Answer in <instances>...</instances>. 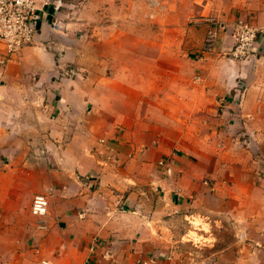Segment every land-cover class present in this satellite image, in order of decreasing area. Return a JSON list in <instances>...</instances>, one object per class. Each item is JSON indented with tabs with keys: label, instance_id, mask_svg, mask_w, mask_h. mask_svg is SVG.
Returning <instances> with one entry per match:
<instances>
[{
	"label": "crops",
	"instance_id": "1",
	"mask_svg": "<svg viewBox=\"0 0 264 264\" xmlns=\"http://www.w3.org/2000/svg\"><path fill=\"white\" fill-rule=\"evenodd\" d=\"M123 1L36 0L37 41L0 67V264H264V34L225 55L264 0L104 26L135 17ZM210 18L224 28L201 54Z\"/></svg>",
	"mask_w": 264,
	"mask_h": 264
},
{
	"label": "built area",
	"instance_id": "2",
	"mask_svg": "<svg viewBox=\"0 0 264 264\" xmlns=\"http://www.w3.org/2000/svg\"><path fill=\"white\" fill-rule=\"evenodd\" d=\"M41 10L36 0H0V42L4 54L0 58V67H4L13 57L19 55L24 48L33 45L39 35L42 24ZM212 28L205 39L201 54L210 53L224 27L215 19L207 20ZM264 34V25L259 26L249 20L239 19L233 24L234 46L225 55L236 61H247L254 56L259 37ZM104 143L105 140H101ZM49 200L42 194L34 196L31 214L39 219L40 228L45 229L42 221L48 215ZM108 256L112 255L108 253ZM42 264H50L42 262Z\"/></svg>",
	"mask_w": 264,
	"mask_h": 264
},
{
	"label": "rangeland",
	"instance_id": "3",
	"mask_svg": "<svg viewBox=\"0 0 264 264\" xmlns=\"http://www.w3.org/2000/svg\"><path fill=\"white\" fill-rule=\"evenodd\" d=\"M119 3L120 7L118 9V13L121 11L125 13L124 11L129 10L135 13V17L127 18L124 14L125 17H117L115 20H113L111 18L112 16H110L104 20V26H109L111 28H114L115 24L116 26H129L131 22L135 23V25H143L145 24L143 21L147 20L151 23V26L158 28L160 25H162V23L170 25L169 22H172L173 24V22L176 21L178 23H183L184 21H188V23H190V21H193L191 17L186 16L189 13L188 7L191 5V3H183L181 0H129ZM165 13H167V15ZM111 35H109V37H111ZM151 36L155 38L159 37L156 29L153 30V34ZM89 38L95 41V34H90ZM104 52L108 54L107 52L109 51ZM110 71L111 66L108 68V74H110ZM205 229L206 228H204V224L202 225V223L199 221H195L194 227L191 228L189 239L197 241V239L202 238ZM12 260L13 259L11 258H3V264H12Z\"/></svg>",
	"mask_w": 264,
	"mask_h": 264
}]
</instances>
